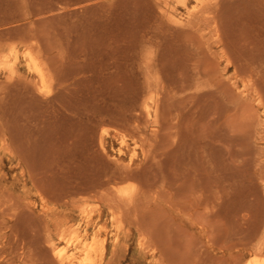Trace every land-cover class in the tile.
<instances>
[{
	"label": "rangeland",
	"instance_id": "1",
	"mask_svg": "<svg viewBox=\"0 0 264 264\" xmlns=\"http://www.w3.org/2000/svg\"><path fill=\"white\" fill-rule=\"evenodd\" d=\"M213 2L219 33L191 53L155 0H0V264H59L78 223L100 237L73 264L264 261V0ZM141 45L183 89L159 96L166 117L146 118Z\"/></svg>",
	"mask_w": 264,
	"mask_h": 264
},
{
	"label": "bare ground",
	"instance_id": "2",
	"mask_svg": "<svg viewBox=\"0 0 264 264\" xmlns=\"http://www.w3.org/2000/svg\"><path fill=\"white\" fill-rule=\"evenodd\" d=\"M158 5H161L163 4L164 5V8L162 9V12H161V16L162 18H165L166 19V22H167V25L165 27V30L166 32H169L170 34H174V38L175 40H173L176 44L177 43H183L185 46L187 47H191V50L189 49V51L192 52H195L196 50L198 51V47L194 46V43L192 41V38H188L190 35L192 34H201L202 37L205 36L204 32L205 31H210L214 32V35H217L219 33V23L218 22V13H219V4L217 2H213V0H155ZM177 1V3H179L183 8H184V11H185V19L184 20H181L178 16V13H177V10L174 8V7H171L173 4H175ZM193 2L194 3V6L189 8L188 7V4ZM219 3H220V0H219ZM249 7V6H248ZM220 15V14H219ZM221 16V15H220ZM211 26H213V28H211ZM8 31V30H7ZM210 32H207V33H210ZM3 33V32H2ZM6 35V34H5ZM212 35V36H214ZM185 36V37H184ZM183 38H186V39H183ZM218 38V37H217ZM216 38V39H217ZM9 39V38H8ZM22 39V38H21ZM27 41L28 38H25ZM220 39V37H219ZM218 39V40H219ZM6 41V40H4ZM4 41H2L3 43H5ZM11 41V40H10ZM16 41V40H14ZM22 41V40H20ZM19 41V42H20ZM9 42V41H8ZM6 42V43H8ZM25 44H26V41H23ZM6 43L4 44L6 46ZM10 43V42H9ZM17 43V42H16ZM144 45H152V46H149V47H158V45L150 40L148 41H144ZM219 43V42H218ZM18 44V43H17ZM22 44V43H20ZM28 44V43H27ZM26 44V45H27ZM30 44V43H29ZM3 45V44H2ZM9 45H12V43H10ZM144 45H141V52H140V64H139V71H140V74L142 75V77L144 78V91H143V94L144 95V99H143V102H142V106L144 108V112H145V115H146V118L147 120L152 119H156L158 114H161L163 112V110H160V107L161 104L160 102L162 101L159 96H163V95H166V96H171V94H174L175 92L174 91H177V93H181V91L183 92V89L182 90H177L176 88H180L179 86H177L178 84L173 85L175 86L174 88L176 90H174V88H172L170 85H168L167 83H169V81L166 83L164 82L161 78V75L162 72L165 70V65L163 64L164 60L161 61L159 56L158 55H162V53H160L162 50H159L160 54L157 53V50H156V57L155 54L153 52H150L147 50V48L144 46ZM14 46V45H13ZM16 46V45H15ZM14 46V47H15ZM8 47V46H7ZM31 47V46H30ZM1 48V47H0ZM32 48V47H31ZM31 48H25V51L23 52L24 53V57L26 58L27 60V67L29 69V71L31 72H34L38 78V80L40 81L41 84H44L46 83V78H47V74H45V70L43 69V67L37 63V56H35L34 52L31 50ZM192 48H195L196 50H193ZM9 49V47H8ZM11 49V47H10ZM152 49V48H151ZM134 51V49H133ZM12 52L13 54L17 55V49L16 48H13L12 49ZM132 52V50L130 51ZM136 52V50H135ZM132 54V53H131ZM138 56V54H137ZM136 56V57H137ZM163 56V55H162ZM161 56V57H162ZM229 56L226 58L228 59ZM133 59V58H132ZM136 58H134L133 60H135ZM138 59V58H137ZM230 59V58H229ZM18 60V56H16V59H15V62ZM131 60V59H130ZM137 61V60H135ZM228 62V61H227ZM248 62V61H247ZM229 63V62H228ZM10 69L11 70V73H14L15 74V63L9 65ZM249 67H250V63H249ZM169 68V67H168ZM167 73H168V70H165ZM170 71V70H169ZM10 73V72H9ZM10 75H13L11 74ZM200 73V72H198ZM170 74V73H169ZM168 75V74H167ZM166 75V76H167ZM199 75V74H197ZM14 76V75H13ZM139 77V76H138ZM168 77V76H167ZM200 77V76H199ZM169 78V77H168ZM197 78V77H196ZM195 78V79H196ZM170 79V78H169ZM168 79V80H169ZM141 80V79H140ZM200 80V79H199ZM194 81V80H193ZM201 81V80H200ZM140 82V81H139ZM190 82V81H189ZM188 82V84H189ZM199 82V81H198ZM138 83V82H137ZM170 83H173L171 82L170 80ZM184 84V83H182ZM186 84V83H185ZM187 84V85H188ZM192 84V83H191ZM190 84V85H191ZM194 84V83H193ZM200 84V83H199ZM35 85V84H34ZM181 85V84H180ZM186 85V86H187ZM44 86V85H43ZM42 86V87H43ZM183 86V85H181ZM185 86V87H186ZM189 86V85H188ZM192 86V85H191ZM194 86V85H193ZM200 86V85H199ZM29 87L30 88H33L32 85L30 86L29 84ZM35 87V86H34ZM135 87V86H134ZM190 87V86H189ZM188 87V88H189ZM196 87V86H195ZM182 88V87H181ZM180 88V89H181ZM198 87H196L197 89ZM35 89V88H34ZM37 89V88H36ZM186 89V88H185ZM190 89V88H189ZM24 90V89H23ZM33 90V89H32ZM38 90V89H37ZM191 90V89H190ZM194 90V89H192ZM189 91V90H188ZM45 92V91H44ZM42 92V95L43 93ZM133 92V90H132ZM134 92H135V89H134ZM137 92H141V91H137ZM23 93V92H22ZM21 93V94H22ZM40 93V92H39ZM191 93V91H190ZM25 94V93H24ZM135 94V93H134ZM23 95V94H22ZM34 95V94H33ZM32 95V96H33ZM136 95V94H135ZM182 95V94H181ZM174 96H177L174 94ZM173 96V97H174ZM189 97H191L190 95H188ZM37 97H40V96H37ZM136 97V96H135ZM188 97V98H189ZM33 98V97H32ZM35 98V97H34ZM33 98V99H34ZM166 98V97H165ZM37 99V98H36ZM141 99V98H140ZM156 99V100H155ZM163 99V98H162ZM172 99V98H170ZM184 99H186L184 97ZM183 99V100H184ZM138 100V99H137ZM161 100V101H160ZM176 100V99H175ZM174 100V101H175ZM150 101L152 102V106L149 104ZM165 101V99L163 100ZM174 101H171L172 104H176L177 100L174 102ZM24 102V101H23ZM170 102V100H169ZM32 103V102H31ZM22 104H25V103H22ZM29 104V103H28ZM167 104V103H166ZM171 104V105H172ZM178 104V103H177ZM165 106V104H163ZM170 105V104H169ZM170 105V106H171ZM141 106V105H140ZM175 106V105H174ZM174 106H171L172 109H174ZM178 106V105H177ZM177 106H175V108H177ZM167 107H168V104H167ZM29 108V107H28ZM26 108V109H28ZM142 108V107H141ZM165 108V107H164ZM179 108V106H178ZM163 109V108H162ZM177 110V109H176ZM175 110V113L178 112V110L176 111ZM143 111V110H142ZM161 111V113H160ZM169 111V109H168ZM171 111V109H170ZM143 112V114H144ZM166 112V111H165ZM173 113V112H172ZM164 114V112L161 114V116ZM171 114V113H170ZM174 114V113H173ZM167 115L168 117L169 116H173L174 115ZM160 116V117H161ZM166 117V114L163 115ZM145 117V116H144ZM173 117H170V118H173ZM176 118H173L170 120V122L173 120L175 121ZM138 120V119H137ZM146 120V119H145ZM154 121V120H153ZM173 121L171 123H173ZM139 122V121H138ZM154 123V122H153ZM158 123V122H157ZM157 123H156V126H157ZM146 124H148L146 122ZM155 125V123H154ZM138 129V128H136ZM139 131V129L137 130ZM156 131V130H155ZM1 133V132H0ZM153 133V132H152ZM126 168V167H125ZM124 170V169H123ZM128 170V169H127ZM126 171V170H125ZM116 180V179H115ZM118 181V180H116ZM99 186V185H98ZM104 186V185H103ZM100 187V186H99ZM102 187H100L101 189ZM113 188V187H112ZM108 189V188H107ZM111 189V188H110ZM109 189V193H111V190ZM114 189V188H113ZM125 190H118L116 191L117 194L119 195V197L117 198H120L121 200L123 201H126L124 199H128L129 198V192L130 190L126 191V188H124ZM117 190V189H116ZM115 193V191H114ZM132 193L133 192V189H132ZM113 194V192L111 193ZM116 194V193H115ZM113 194V195H115ZM139 194V193H138ZM136 194V195H138ZM130 195H132L130 193ZM120 200H118L119 202ZM126 204V202H124ZM129 202H127L128 204ZM132 203V202H131ZM129 203V204H131ZM81 229V224L78 223L77 225H73L72 227H67L65 225H62L59 227V229L57 230V235H58V243H64L66 244L67 247L71 248V251L70 252H64V251H61V252H58L57 255H56V260L59 264H73L76 260H79L80 258H85L88 259L92 256V254L94 252H96V242L97 240L99 239L100 237V231L96 232L95 234H93V237H92V242H89L88 240L90 239V235L86 234L84 236H82V234L80 233V230ZM104 241V240H103ZM104 244V243H103ZM96 245V246H95ZM52 248H55L56 247V244H52L51 245ZM100 246L97 247V249L99 248ZM97 254V253H96ZM95 254V255H96ZM102 256V255H101ZM84 262V260L82 261ZM260 264H264V261L261 262Z\"/></svg>",
	"mask_w": 264,
	"mask_h": 264
}]
</instances>
